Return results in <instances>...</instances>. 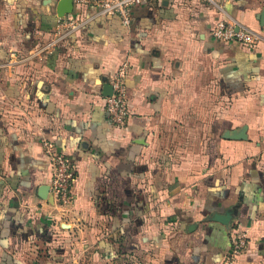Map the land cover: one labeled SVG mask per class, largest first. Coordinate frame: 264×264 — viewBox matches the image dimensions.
<instances>
[{
	"label": "crops",
	"instance_id": "1",
	"mask_svg": "<svg viewBox=\"0 0 264 264\" xmlns=\"http://www.w3.org/2000/svg\"><path fill=\"white\" fill-rule=\"evenodd\" d=\"M73 4L85 23L52 46L54 0H0V264H264V38L212 34L264 35V0H150L128 23ZM123 62L116 126L102 85ZM44 139L74 174L65 211L38 195ZM231 208L229 227L211 219Z\"/></svg>",
	"mask_w": 264,
	"mask_h": 264
},
{
	"label": "built area",
	"instance_id": "2",
	"mask_svg": "<svg viewBox=\"0 0 264 264\" xmlns=\"http://www.w3.org/2000/svg\"><path fill=\"white\" fill-rule=\"evenodd\" d=\"M150 0H74L77 5L92 4L96 7L98 14L116 13L125 22H129V9L134 5L145 4ZM85 23L79 16L60 17L57 24V31L50 42L52 46L59 38L78 30ZM212 34L219 40H235L239 45L250 48L255 46L264 35L260 32L246 27L236 20L220 19L214 25ZM128 65L123 62L109 78L112 87L111 94L105 96L104 108L113 125H125L129 118V105L127 100V89L125 78ZM43 150L49 161V194L53 202L58 204L65 211L73 201L74 174L71 165L60 153L54 142L50 139L42 141ZM232 257L239 255L246 247L247 240L244 233H237L231 236Z\"/></svg>",
	"mask_w": 264,
	"mask_h": 264
},
{
	"label": "water",
	"instance_id": "3",
	"mask_svg": "<svg viewBox=\"0 0 264 264\" xmlns=\"http://www.w3.org/2000/svg\"><path fill=\"white\" fill-rule=\"evenodd\" d=\"M55 2V13L57 17H62L65 14H69L73 12L74 4L73 0H54ZM261 25L264 24V7L262 8L261 12L257 16ZM112 87L108 83V78H103V85H102V93L104 96H108L111 94ZM247 125H242L239 128L234 130H227L223 133L224 137L229 138H236V139H245L247 138L246 134ZM38 195L43 198L53 202L52 195L49 194V185L42 184L38 188ZM233 216V209H227L223 213L215 212L211 219L217 220L224 224L226 227H229L230 221ZM194 225V224H193Z\"/></svg>",
	"mask_w": 264,
	"mask_h": 264
},
{
	"label": "rangeland",
	"instance_id": "4",
	"mask_svg": "<svg viewBox=\"0 0 264 264\" xmlns=\"http://www.w3.org/2000/svg\"><path fill=\"white\" fill-rule=\"evenodd\" d=\"M84 249H85V247L81 246V249H79V250L81 253L86 254L88 252V250L87 249L84 250ZM84 262L86 263V261H83V264H85Z\"/></svg>",
	"mask_w": 264,
	"mask_h": 264
},
{
	"label": "trees",
	"instance_id": "5",
	"mask_svg": "<svg viewBox=\"0 0 264 264\" xmlns=\"http://www.w3.org/2000/svg\"><path fill=\"white\" fill-rule=\"evenodd\" d=\"M37 44H38V45H37L38 47L41 45V43H40V42H38ZM231 241H232V240H231Z\"/></svg>",
	"mask_w": 264,
	"mask_h": 264
}]
</instances>
